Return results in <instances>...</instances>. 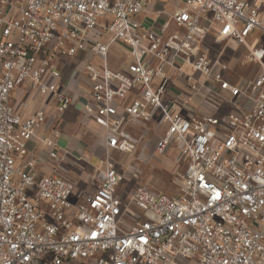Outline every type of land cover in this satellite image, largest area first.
I'll return each mask as SVG.
<instances>
[{"label":"built area","instance_id":"built-area-1","mask_svg":"<svg viewBox=\"0 0 264 264\" xmlns=\"http://www.w3.org/2000/svg\"><path fill=\"white\" fill-rule=\"evenodd\" d=\"M181 2L156 33L137 20L142 0H0V264H264V0ZM209 37L243 46L259 74L226 76ZM118 42L123 71L109 63ZM88 53L98 63L65 78L59 59ZM172 72L190 96L167 97ZM24 88L45 108L18 112ZM200 93L234 111L184 114ZM75 105L102 134L91 193L57 167L60 118ZM141 122L164 130L159 154L175 144L187 164L175 195L124 188L114 155L138 150L130 128ZM38 146L57 162L50 172Z\"/></svg>","mask_w":264,"mask_h":264},{"label":"rangeland","instance_id":"rangeland-1","mask_svg":"<svg viewBox=\"0 0 264 264\" xmlns=\"http://www.w3.org/2000/svg\"><path fill=\"white\" fill-rule=\"evenodd\" d=\"M142 1L154 4L156 9H160L163 5L170 10L182 7L181 0ZM149 20L151 21V19L148 18L146 22L150 23ZM98 40L107 42L109 37L105 35ZM120 47L122 48L123 45L118 42L112 46L109 52L110 60L114 64H121L123 61L119 54L121 52ZM212 50V57L218 62V68L235 82L241 78L256 77L260 72L259 65L253 63H248L246 65L244 63L247 51L243 46L235 42L217 45L213 43ZM90 58L91 57H88L86 60L90 61ZM59 60H61L60 67L62 73L66 78L75 64H77L78 59L63 58ZM25 101V113L28 115L36 113L44 104L43 97L35 93L26 97ZM69 115L68 113L66 114V119L68 118L67 122H69L66 134L73 137V139L79 143L80 147H78L77 150L79 154L68 153L65 157L69 160L59 163L57 167L61 173L78 183V191L80 193H91L96 189L98 184L96 168L100 166V159L104 156V146L100 144L98 135H94V133L87 131L82 124H79V118L77 116L70 117ZM195 115L197 118L203 117L197 114ZM131 132L140 139L138 150L129 155H114V158L121 164L122 170H127L125 190L130 192L137 187H145L150 190L162 191L168 195L177 194L179 185L177 174L185 171L187 164H184V159H182L175 144L163 155L156 151V145L163 137L164 130L159 128L154 122H141L135 124L131 128ZM82 155H85L86 159H84ZM45 159L46 160L42 161V164L49 168L51 166L50 162L46 157ZM122 194H125L124 191ZM135 211L137 212V210Z\"/></svg>","mask_w":264,"mask_h":264},{"label":"crops","instance_id":"crops-1","mask_svg":"<svg viewBox=\"0 0 264 264\" xmlns=\"http://www.w3.org/2000/svg\"><path fill=\"white\" fill-rule=\"evenodd\" d=\"M170 11L171 10L169 8H167L165 5H163L160 9H156L154 7V4L147 3V10L143 14L139 15L137 17V20L139 22L151 27L156 33H160L163 24L168 21V17H167L165 12H170ZM148 18L151 19V21L149 20L150 23L146 22ZM212 41H213V38L209 37L208 40H207V43L209 45H212L211 44ZM231 42H233V41H230L227 44H229ZM115 44H117V43H114L113 45H115ZM112 46H111V48H112ZM111 48H110V50H111ZM120 50H121V52L119 54H120V56L123 59V61L121 62L122 65L121 64H114L110 60V57H109L110 67L113 70H115V71H123V70H125L126 66H127V63L129 61V55H128L127 48L123 45L122 48L120 47ZM88 57H91L90 61L97 62V59L93 57L92 53H88L87 55H85V54L79 55V56L75 57V58L78 59V62L72 68L71 72L67 75V77L71 76L74 71L80 70L85 65V63L87 62L86 59ZM171 78H172V80H171V83H170V86H169V91H168V96L167 97H172L177 92L182 93V95L185 96V97L191 95V92H190L189 88L185 84L180 82L179 79H177L176 74H174L173 72H172ZM77 94H78L77 98L79 99L78 101L79 102H83L84 101L83 93H77ZM28 96H29V94L27 93V88L15 91L13 96H12V105L14 106V108L18 112L22 113L24 116H29L28 114L25 113V110H26L25 109L26 108L25 98L28 97ZM203 100H205L204 95L202 93L197 94V96L194 98V101H192L191 105H189L187 108H185V110H183L182 112L184 114H188L189 112H193L194 115L197 114L199 116H203L204 117L205 115H212L214 113H218L220 115H225V114H228V113L234 111L233 106L231 104L227 103V102H223L219 107H217L218 108V110H217L216 106H214V105H208V106L204 105L203 104ZM45 106H46V102H44L43 106L40 107L39 110L40 109H44ZM67 113L70 114L69 115L70 117L71 116L72 117L77 116L79 118V124L80 125L82 124V126L85 127L87 131H89L91 133H94V135H98L99 138H100V144L103 145V143L101 142V138L102 137L100 136L101 132L96 128V126L92 122L88 121L85 118L84 114L81 113L79 111L78 107L75 105V106L71 107L60 118V128H61L62 135H61L59 141H60L62 150L64 152H68V153H71V154L75 153L76 155H78L79 153L77 152V150H78V147H80L79 143L76 142L73 139V137H71V136L66 134V129L68 128V123H69V122H67L68 118L66 119V114ZM34 146H35L34 143H30L29 144V148L32 149V150L34 149ZM36 149L40 153V157H41L42 161L46 160L45 159V157H46L45 150L43 148H41V147L39 148V146L36 147ZM82 156H84V159H86L85 155H82ZM63 158H64V161L67 160L66 157H63ZM50 163H52L53 166L57 165V162H51L50 161ZM45 168H46L45 170L47 172H50L49 168H47V167H45Z\"/></svg>","mask_w":264,"mask_h":264}]
</instances>
